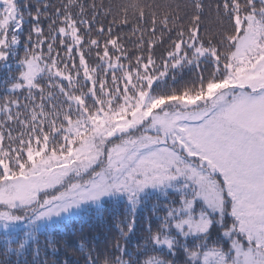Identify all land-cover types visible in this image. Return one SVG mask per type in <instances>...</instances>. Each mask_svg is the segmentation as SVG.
Returning a JSON list of instances; mask_svg holds the SVG:
<instances>
[{"label":"snow or ice","instance_id":"6c2138e0","mask_svg":"<svg viewBox=\"0 0 264 264\" xmlns=\"http://www.w3.org/2000/svg\"><path fill=\"white\" fill-rule=\"evenodd\" d=\"M120 13L0 0V264H264V0Z\"/></svg>","mask_w":264,"mask_h":264},{"label":"trees","instance_id":"16d2710c","mask_svg":"<svg viewBox=\"0 0 264 264\" xmlns=\"http://www.w3.org/2000/svg\"><path fill=\"white\" fill-rule=\"evenodd\" d=\"M25 0H20V3L23 4ZM63 0H54L55 4L62 3ZM95 2L100 5H104L105 7H111L113 15H121L120 13V6L121 5H127L129 3L134 2V0H95ZM141 2L144 3H156L161 5H166L168 3H173V0H141ZM175 2H182V0H175ZM161 11H164V9H161ZM101 22L107 26L110 22V18H105L104 16L100 17ZM129 20H130V26L132 25V13L131 10L129 11ZM219 29V24L217 23L214 13H209L202 25V34L205 36V38H212L215 36L216 32ZM115 33H118L121 37V42L124 44L125 48L128 49L129 53L136 52L137 50V42L139 40L138 35H133L131 31V27H123V28H114L113 30ZM92 36L95 37V32L92 33ZM164 47H167L165 45ZM163 51V49H158L157 54L159 52ZM22 54V53H21ZM3 76V73L0 72V77ZM4 95L3 88L0 86V97ZM85 235H94L95 232L90 231L87 227L85 228ZM115 234V231L113 230V233L109 234V238L111 235ZM80 234L77 233V236ZM76 239L75 237L73 240ZM101 248L104 247L103 244L100 245ZM58 251L56 254H53L50 250L49 251H42L41 252V259L46 260L47 264H62L63 261L67 260L69 261V264H82L83 262V256L79 252L78 248L75 246V244L70 243L67 247H65L63 241L58 243L57 245ZM147 257L141 256L140 259L143 261ZM31 259V257H29Z\"/></svg>","mask_w":264,"mask_h":264}]
</instances>
